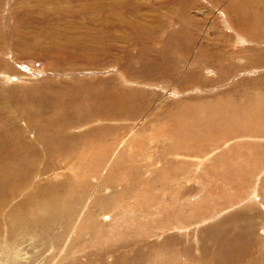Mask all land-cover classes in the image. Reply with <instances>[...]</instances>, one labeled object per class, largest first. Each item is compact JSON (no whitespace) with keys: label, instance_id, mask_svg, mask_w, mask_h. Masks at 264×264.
Masks as SVG:
<instances>
[{"label":"rangeland","instance_id":"374dc122","mask_svg":"<svg viewBox=\"0 0 264 264\" xmlns=\"http://www.w3.org/2000/svg\"><path fill=\"white\" fill-rule=\"evenodd\" d=\"M250 1L0 0L1 132L23 150L0 164V181L23 177L0 207L2 264H264V0ZM94 174L96 221L71 233ZM57 184L68 210H44Z\"/></svg>","mask_w":264,"mask_h":264},{"label":"bare ground","instance_id":"6f19581e","mask_svg":"<svg viewBox=\"0 0 264 264\" xmlns=\"http://www.w3.org/2000/svg\"><path fill=\"white\" fill-rule=\"evenodd\" d=\"M250 1V0H249ZM251 2V1H250ZM247 3V2H246ZM249 4V3H248ZM247 6H250V5H247ZM242 7V6H241ZM239 8H240V6H239ZM230 10V9H229ZM229 12V11H228ZM227 23V22H226ZM231 26V25H230ZM244 39V38H243ZM246 39V38H245ZM247 40V39H246ZM264 40V39H263ZM245 41V40H244ZM258 42H259V40H257ZM15 82V81H14ZM5 83H10V79H5ZM4 119V118H3ZM260 120V119H259ZM260 122H262L261 120H260ZM2 123V122H1ZM4 126H6L5 124H0V164H1V166H3L4 165V163H5V160H9L10 162H11V160L12 161H15L16 162V159H17V161H19V160H21V158L23 157V155H22V149H19L18 148V150L20 151V152H18L17 150H16V146H18V144L14 147L11 143L12 142H14L15 141V139H14V141H12V138L10 139L11 140V143L8 141V139H9V136H8V138L6 139L5 138V134L3 135V133L1 132V130L4 128ZM2 128V129H1ZM49 130V129H48ZM5 131V130H4ZM7 131V130H6ZM161 134V133H160ZM15 136V135H14ZM130 136L131 135H129V134H127V135H125L124 137L122 136L121 138H120V140H116L117 141V149H115V152H111L109 155H108V157H109V161L108 162H106V164H105V170L103 169V174L106 176L107 175V173L109 172V170H110V163H111V161H113L117 156H118V152L119 151H121L122 149L124 150V155H126V157H127V153H129V152H131L134 148L131 146V143H132V141H131V139H130ZM17 139V138H16ZM18 139H19V137H18ZM17 139V140H18ZM133 140H134V138H132ZM155 135L152 137H150V142L149 143H152V142H154L155 140ZM141 141V140H140ZM22 143V142H21ZM127 143H129V144H127ZM127 144V145H126ZM139 145L138 147H140V145L142 144V142H135V141H133V144L132 145ZM137 150H139V148L137 149ZM118 154H117V153ZM103 155L106 157V155L103 153ZM119 157H121L120 156V154H119ZM133 157V156H132ZM122 158V157H121ZM20 163V162H19ZM3 168V167H2ZM7 169V168H6ZM8 170V169H7ZM5 172V171H4ZM102 174V175H103ZM95 175V177H94V180H95V187L92 189V188H89V189H92L91 191L90 190H88L89 192H91L85 199L84 198H79V200H78V207H77V205H76V209H71L69 212L71 213V215L72 216H74L75 218H73V219H75L74 220V224H73V226H69V228H71V233H75V232H77V231H79L78 229L81 227V225L83 224V226L84 227H86V223H92V222H95L96 221V217H95V212H91L90 210H89V208H90V206H91V203L93 202V200H94V198H98L99 197V189H100V180H102L103 178H104V176H100V175H97V174H94ZM97 175V176H96ZM109 175L111 176V177H113V179L114 180H116V182H118V183H120V182H123V181H126L125 179H126V176L125 175H123L121 178H119V179H117V178H115V176H114V172H111V173H109ZM110 177V178H111ZM120 177V176H119ZM216 177V176H215ZM125 178V179H124ZM22 179H23V177L20 175V174H17V172H14V174H9L8 176H6L4 179H2L1 181H0V207L2 208V209H6V207L8 206V204L6 203V198H7V196H6V188H7V186L8 185H15V184H17V183H19L20 181H22ZM104 182V181H103ZM112 182V181H111ZM116 184V183H115ZM58 185V187L59 188H53V189H48V191H47V196H42V199H41V201H42V203H41V205H40V207L41 208H44V210H48L49 209V207H51V206H55L57 203H58V200H59V205H60V207L62 208V209H64V210H68V204H67V199H68V197H69V195H67V193L65 192V187L63 186V187H61L60 186V184H57ZM90 185V184H89ZM122 185V184H121ZM91 186V185H90ZM90 186H88V187H90ZM86 188V187H85ZM137 188V187H136ZM143 187H142V185H141V188L140 187H138L137 189L138 190H141ZM37 189V188H36ZM69 189V188H68ZM211 191V190H210ZM71 192V191H70ZM69 192V193H70ZM215 192V191H214ZM46 194V193H45ZM98 194V195H97ZM104 194V193H103ZM148 194V193H147ZM71 195V194H70ZM106 195V194H105ZM163 195H164V193H163ZM55 196H58L59 197V199H56V198H54ZM102 197V196H101ZM100 197V198H101ZM104 198L102 197L100 200H103ZM257 199V198H256ZM210 200V199H209ZM109 201V200H108ZM107 202V201H106ZM111 202V201H110ZM113 203V204H112ZM112 203L110 204V203H108V205L109 206H107V211L109 212V211H111V214H115V211L116 210H114V206H115V204L116 203H118V198H116L115 199V202H114V200L112 201ZM212 204V203H211ZM106 205V204H105ZM73 207V206H72ZM159 207H160V205H159ZM105 209V206L103 205V202H101V210L103 211ZM182 209V208H181ZM180 209V210H181ZM175 213L177 212V211H175V209L173 210ZM202 211V210H201ZM88 212H90V213H92L90 216H88L89 218H87V219H85V217L87 216V214H88ZM208 212V211H207ZM174 213V214H175ZM179 213H182V211H180ZM198 213V212H197ZM177 215V214H176ZM174 216V215H173ZM100 217V216H99ZM174 217H176V216H174ZM177 218H180V219H183L182 217H180V216H177ZM108 219H110V217L108 216ZM72 221V220H71ZM172 221H174V220H172ZM171 221V222H172ZM125 226H127V225H125ZM133 226H135V228H136V225H133ZM114 227H116V226H114ZM127 229H129V227H127ZM131 230V229H130ZM95 231H96V229H95ZM111 234H104L103 236L101 235L100 237L101 238H103L104 236H109V237H113V238H115V237H117L118 235H121V233H115V230H114V228L112 227L111 228ZM28 236V237H32V236H34V233H32V232H28V233H21L20 234V236L22 237V238H24L25 236ZM71 235V234H70ZM70 235H69V237H70ZM72 235H74V234H72ZM72 235H71V237H72ZM120 237V236H119ZM68 240V239H67ZM66 244V243H65ZM49 246V245H48ZM50 249H52V248H50ZM53 250V249H52ZM65 250V248H63V249H61V250H59V252H61V254H63V251ZM61 254L59 255V256H61ZM64 256H66V255H64ZM2 260H0V264H2V262H1ZM6 261L7 260H5V262H4V264L6 263ZM7 263L8 264H10V261H7ZM43 263V262H42ZM15 264H17L16 262H15Z\"/></svg>","mask_w":264,"mask_h":264}]
</instances>
